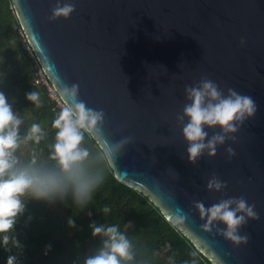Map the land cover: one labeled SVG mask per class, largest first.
I'll use <instances>...</instances> for the list:
<instances>
[{"label": "water", "instance_id": "obj_1", "mask_svg": "<svg viewBox=\"0 0 264 264\" xmlns=\"http://www.w3.org/2000/svg\"><path fill=\"white\" fill-rule=\"evenodd\" d=\"M12 2L58 94L63 84H78L79 99L106 113L107 139L134 138L110 163L118 180L145 192L169 221L186 214L187 236L214 264H264V0H73L71 18L54 22L56 0ZM203 76L225 94L231 87L251 96L257 111L235 141L193 165L176 116L185 85ZM205 131L210 138L220 129ZM213 174L227 182L223 192L207 189ZM240 196L259 215L240 229L246 244L202 229L193 201L210 207Z\"/></svg>", "mask_w": 264, "mask_h": 264}, {"label": "clouds", "instance_id": "obj_2", "mask_svg": "<svg viewBox=\"0 0 264 264\" xmlns=\"http://www.w3.org/2000/svg\"><path fill=\"white\" fill-rule=\"evenodd\" d=\"M76 11L73 0H56L51 9L49 21L60 18L69 19ZM241 46L246 40L241 38ZM49 87L47 75L39 69ZM50 81V80H49ZM51 82V81H50ZM56 91V89H55ZM80 86L76 83L63 84L56 91L55 98L60 101V109L52 122L55 130L53 142L46 145L48 152L33 149L25 153L23 148L29 144L40 145L47 138V132L39 123H32L23 132L24 120L13 110L8 98L0 92V243L10 251L9 245L21 247L19 241L10 236L15 223L25 211V198L53 203L71 195L74 203L83 208L87 206L97 189L105 180L107 163H114L118 155L134 138L126 136L111 141L104 136L106 113L90 108L79 99ZM26 98L35 107L41 106L40 94L29 92ZM58 98V99H57ZM186 103L176 120L188 143V160L196 165L202 156L217 155V149L227 140H236L235 134L249 118L254 117L257 105L249 95H242L229 87L227 94L208 76L201 77L198 83L185 85ZM60 100V101H59ZM220 131L209 138L205 128ZM86 136L95 141L97 149L86 145ZM229 159L236 155L232 147L226 149ZM227 182L213 174L207 181L209 191L223 192ZM198 210L204 231L214 228L227 240L239 246L248 242L247 235H241L240 229L249 219H259L255 205L249 204L244 196L220 199L206 207L202 201H193ZM108 212V208H104ZM187 215L174 213L172 226L181 234L188 235ZM75 226L74 221H69ZM223 224L224 228L218 225ZM92 235L101 237V245L93 255L85 259L84 264H137V249L126 232L119 226L91 225ZM195 255V253L193 254ZM7 264H17V257L10 255Z\"/></svg>", "mask_w": 264, "mask_h": 264}, {"label": "trees", "instance_id": "obj_3", "mask_svg": "<svg viewBox=\"0 0 264 264\" xmlns=\"http://www.w3.org/2000/svg\"><path fill=\"white\" fill-rule=\"evenodd\" d=\"M39 69L41 64L12 0H0V92L24 120L22 132L32 123L41 124L47 132L40 145L29 144L23 151L43 150L42 154L47 155L46 145L53 142L55 135L52 122L61 105L50 96ZM48 82L51 84L49 79ZM33 91L40 94L38 108L26 98ZM85 143L94 151L97 149L96 142L87 136ZM105 173L103 184L83 208L74 203L71 195L53 203L25 198V211L10 233L21 247L10 244L9 251L0 243V264H7L10 255L17 257V264H84L102 242L101 237L92 235L93 223L116 224L126 232L137 249V264H214L188 236L172 226L163 209L145 192L118 180L110 163L106 164Z\"/></svg>", "mask_w": 264, "mask_h": 264}, {"label": "rangeland", "instance_id": "obj_4", "mask_svg": "<svg viewBox=\"0 0 264 264\" xmlns=\"http://www.w3.org/2000/svg\"><path fill=\"white\" fill-rule=\"evenodd\" d=\"M26 48L27 49H29V47L26 45ZM29 52L32 54V51L29 49ZM39 75H41L40 74V72H39ZM42 76V79H44V76L43 75H41ZM51 92V94H52V97H56V93H54L53 91H50ZM58 99V98H57ZM60 101V100H59ZM60 104H62V102L60 101Z\"/></svg>", "mask_w": 264, "mask_h": 264}, {"label": "built area", "instance_id": "obj_5", "mask_svg": "<svg viewBox=\"0 0 264 264\" xmlns=\"http://www.w3.org/2000/svg\"><path fill=\"white\" fill-rule=\"evenodd\" d=\"M51 91H53L54 93H56L55 89L51 88ZM52 95V94H51Z\"/></svg>", "mask_w": 264, "mask_h": 264}]
</instances>
